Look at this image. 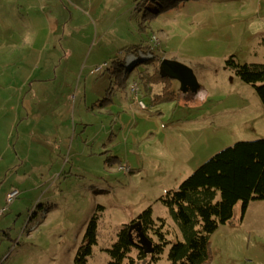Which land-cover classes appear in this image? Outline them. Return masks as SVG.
Masks as SVG:
<instances>
[{
    "label": "rangeland",
    "instance_id": "374dc122",
    "mask_svg": "<svg viewBox=\"0 0 264 264\" xmlns=\"http://www.w3.org/2000/svg\"><path fill=\"white\" fill-rule=\"evenodd\" d=\"M81 1H64L65 19L48 36L35 69L33 78L43 72L50 94L38 98L51 99L24 102L35 109V137L44 138L45 113L64 118L58 87L74 82L63 142L74 156L48 184L34 176L19 180V191L28 192L15 199L20 212L0 230V264H108L121 228L147 208L154 222L148 237L158 242L160 218L169 243L142 259L135 249L129 256L134 264H171L169 248L182 236L160 198L214 153L264 138L255 87L225 64L231 55L240 63H264V0ZM128 55L136 60L133 83L145 108L126 92L134 75L122 86L119 70L125 71ZM163 58L188 68L194 80L155 76ZM109 144L112 150L101 149ZM91 148L98 149L94 157L76 156ZM38 163L31 154L29 166ZM94 214L95 243L85 262H76ZM205 264H264V199L250 200L243 216L235 206L232 219L210 234Z\"/></svg>",
    "mask_w": 264,
    "mask_h": 264
},
{
    "label": "crops",
    "instance_id": "0c3cea01",
    "mask_svg": "<svg viewBox=\"0 0 264 264\" xmlns=\"http://www.w3.org/2000/svg\"><path fill=\"white\" fill-rule=\"evenodd\" d=\"M64 1L0 0V208L5 206L6 195L10 191H17V195L9 203L12 207L9 208L8 215L5 218L4 215L0 217V230L7 226L6 220L9 215L13 217L20 212L21 201L15 199L21 194L25 196L28 192L25 187L19 191L18 186H22L19 180L23 179L22 181L26 182L28 178L34 176L39 177L42 183L48 184L52 175H60L58 170L62 161L71 154L74 156L72 146L63 143L70 131L67 101L74 82L59 86L60 89H53L54 92L58 89L59 93L55 94H58L59 100L62 101L58 115L64 118L52 116L51 112L45 113V123L42 124L44 138L35 137L36 127L33 122L35 109L29 106L30 103L26 105L24 103L51 99V96L38 98L50 95L47 90L44 91L46 89L44 81L47 79L41 76L43 72L38 70L36 79L33 77L36 74L35 69L39 68L45 56V47L49 44L48 36L57 33L59 20L65 19ZM81 2L84 3V0ZM134 58L128 55L125 71L123 72L121 68L122 71L119 70L120 75L124 77L122 82L124 88H128L129 85L127 76L134 75L132 83L135 82L136 74L132 71L136 65ZM75 91L78 92V89ZM126 92L129 98L133 97L130 86ZM27 117L29 118L26 119ZM57 141L56 146H51L50 143ZM108 146L113 145H103L101 149L112 150ZM97 150L86 149L76 156L94 157ZM31 154L39 160L37 165L29 166Z\"/></svg>",
    "mask_w": 264,
    "mask_h": 264
},
{
    "label": "trees",
    "instance_id": "16d2710c",
    "mask_svg": "<svg viewBox=\"0 0 264 264\" xmlns=\"http://www.w3.org/2000/svg\"><path fill=\"white\" fill-rule=\"evenodd\" d=\"M225 64L242 81L255 87L264 106V63H240L231 55ZM157 69L155 76L163 77ZM253 199H264V138L238 141L214 153L177 188L160 198L182 236V240H176L169 248L170 263L205 264L209 259L210 234L218 225L232 219L236 205H240L243 216ZM158 221L154 233L159 239L152 242L153 253L160 252L169 243L162 233L164 220L158 218ZM131 222H140L141 231L148 237L147 230L154 224L151 208L145 209ZM129 226L124 225L118 233L117 242L109 251L108 264H134L135 260L129 256L132 249L137 251V259L147 255L134 243L135 237L130 236ZM96 227L97 216L94 214L77 250L76 262H85V257L90 254L91 245L95 243ZM157 259L158 256L151 255L152 261Z\"/></svg>",
    "mask_w": 264,
    "mask_h": 264
},
{
    "label": "water",
    "instance_id": "95a60500",
    "mask_svg": "<svg viewBox=\"0 0 264 264\" xmlns=\"http://www.w3.org/2000/svg\"><path fill=\"white\" fill-rule=\"evenodd\" d=\"M161 70L164 74L177 79L189 78L191 81L194 80L191 72L188 68L183 65L176 63L168 59H161ZM195 85V84H194ZM132 229L136 230L134 243L139 245L144 253L153 252L152 241L141 231L140 222L130 223L129 232L130 236Z\"/></svg>",
    "mask_w": 264,
    "mask_h": 264
},
{
    "label": "built area",
    "instance_id": "2783aa9c",
    "mask_svg": "<svg viewBox=\"0 0 264 264\" xmlns=\"http://www.w3.org/2000/svg\"><path fill=\"white\" fill-rule=\"evenodd\" d=\"M98 67L95 69L97 71ZM136 84L133 83L130 85V91L133 94V98L134 100L137 102V104L139 105L140 108H145L143 101L141 100V97L139 96V93H137V88H136ZM17 195V191L13 190L10 191L7 195H6V199H5V206L0 208V217L4 214L6 206L15 198V196Z\"/></svg>",
    "mask_w": 264,
    "mask_h": 264
},
{
    "label": "flooded vegetation",
    "instance_id": "af4514ba",
    "mask_svg": "<svg viewBox=\"0 0 264 264\" xmlns=\"http://www.w3.org/2000/svg\"><path fill=\"white\" fill-rule=\"evenodd\" d=\"M163 59H164V58H163ZM158 68L160 69L161 73H162L164 76H168V75L164 74L163 71L161 70V68H162V67H161V60H160V62H159V64H158ZM184 81L186 82V81H191V80H190L189 78H186V77H185V78H184ZM130 223H135V222H130ZM130 223H129V224H130ZM135 232H136V230H135V229H132V236H134V237H135V235H136Z\"/></svg>",
    "mask_w": 264,
    "mask_h": 264
}]
</instances>
